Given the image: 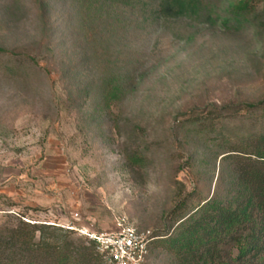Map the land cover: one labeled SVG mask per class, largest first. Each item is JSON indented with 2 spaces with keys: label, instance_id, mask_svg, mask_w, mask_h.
<instances>
[{
  "label": "rangeland",
  "instance_id": "obj_1",
  "mask_svg": "<svg viewBox=\"0 0 264 264\" xmlns=\"http://www.w3.org/2000/svg\"><path fill=\"white\" fill-rule=\"evenodd\" d=\"M185 1L0 0V229L96 252L124 218L164 238L146 264H178V220L234 195L264 137V0L225 26L226 0Z\"/></svg>",
  "mask_w": 264,
  "mask_h": 264
},
{
  "label": "trees",
  "instance_id": "obj_2",
  "mask_svg": "<svg viewBox=\"0 0 264 264\" xmlns=\"http://www.w3.org/2000/svg\"><path fill=\"white\" fill-rule=\"evenodd\" d=\"M259 1L226 0L225 15L217 17L224 26L255 23L260 18L254 15ZM162 10L179 16L195 13L196 7L185 0H163ZM207 18L211 20L213 15L209 13ZM261 141L252 152L236 155L234 195L221 200L213 194L182 216L174 233L165 238L178 256V264H264V137ZM57 227L20 219L0 229V264H96L100 256L91 248L67 240L61 245L50 242L46 231L53 229L50 236L57 239ZM156 236L155 241L164 239ZM234 248L236 256L232 255Z\"/></svg>",
  "mask_w": 264,
  "mask_h": 264
},
{
  "label": "built area",
  "instance_id": "obj_3",
  "mask_svg": "<svg viewBox=\"0 0 264 264\" xmlns=\"http://www.w3.org/2000/svg\"><path fill=\"white\" fill-rule=\"evenodd\" d=\"M97 254L106 264H146L153 242V230L141 229L127 219H120L109 232H87Z\"/></svg>",
  "mask_w": 264,
  "mask_h": 264
}]
</instances>
